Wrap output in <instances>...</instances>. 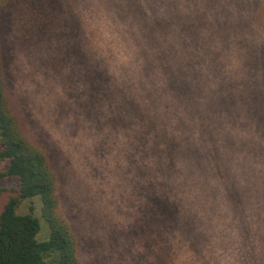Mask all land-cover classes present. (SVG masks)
<instances>
[{
  "label": "trees",
  "instance_id": "1",
  "mask_svg": "<svg viewBox=\"0 0 264 264\" xmlns=\"http://www.w3.org/2000/svg\"><path fill=\"white\" fill-rule=\"evenodd\" d=\"M80 1L81 15L87 11L109 29V59L124 56L126 115L116 123L251 127V153L264 154V0ZM178 148L169 141L168 154ZM0 163V179L17 183L0 212V264H80L78 239L59 211L57 176L8 107L1 59ZM156 170L160 179L139 224L154 264L175 263V240L187 244L196 264H264V159L170 158ZM36 198L47 224L40 241L34 207L17 213ZM195 204L197 216L188 222L183 215Z\"/></svg>",
  "mask_w": 264,
  "mask_h": 264
},
{
  "label": "rangeland",
  "instance_id": "2",
  "mask_svg": "<svg viewBox=\"0 0 264 264\" xmlns=\"http://www.w3.org/2000/svg\"><path fill=\"white\" fill-rule=\"evenodd\" d=\"M82 6L80 0H0L5 97L25 137L45 153L57 176L59 211L78 239L80 264H154L139 224L148 209L147 196L154 198L160 179L157 165L170 158L250 162L264 159V154L251 153L257 137L251 127L116 123V116L126 115L128 83L124 72L119 73L124 56L109 59V29L87 11L81 17ZM172 140L179 148L170 156ZM3 171L5 164L0 163ZM177 174L183 176V170ZM16 190V181L0 179V212ZM37 199L20 204L17 213L34 207L40 241L47 224ZM195 208L197 204L183 215L188 222L196 218ZM174 243V264H196L185 242Z\"/></svg>",
  "mask_w": 264,
  "mask_h": 264
}]
</instances>
